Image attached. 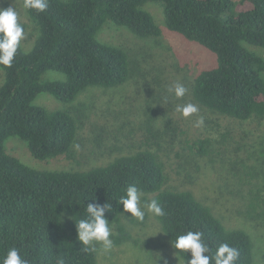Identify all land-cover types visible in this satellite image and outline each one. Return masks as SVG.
<instances>
[{
  "label": "trees",
  "instance_id": "16d2710c",
  "mask_svg": "<svg viewBox=\"0 0 264 264\" xmlns=\"http://www.w3.org/2000/svg\"><path fill=\"white\" fill-rule=\"evenodd\" d=\"M148 1L163 2L169 30L217 56V66L196 76L195 100L238 120L264 117V0H49L42 13L26 9L40 35L28 52L21 43L11 67L0 65L5 74L0 85V257L15 246L30 264H58L61 259L64 264H99L97 252L86 251L79 242L74 219L86 214V204L109 201L113 212L106 217L119 222L123 205L117 201L136 184L164 206L167 215L156 218L171 240L188 230L202 231L213 251L227 242L239 251L236 264H255L250 234L227 228L193 191L165 188L166 165L151 150L82 171L38 170L6 151V140L18 136L39 160L73 157L79 135L74 116L34 101L48 92L68 103L89 86L123 85L130 76L128 54L96 35L111 20L140 38L160 37L162 29L144 8ZM49 70L64 73L66 79L43 81ZM210 143L200 139L191 147L204 157L211 154ZM222 151L229 171L244 178L236 172L242 158L239 146L231 141ZM182 257L186 260L187 254Z\"/></svg>",
  "mask_w": 264,
  "mask_h": 264
},
{
  "label": "rangeland",
  "instance_id": "374dc122",
  "mask_svg": "<svg viewBox=\"0 0 264 264\" xmlns=\"http://www.w3.org/2000/svg\"><path fill=\"white\" fill-rule=\"evenodd\" d=\"M13 5L20 12L25 28L21 43L28 52L40 31L23 8V0H0V8ZM144 8L162 29L160 37L140 38L111 20L96 35L99 41L118 46L128 54L130 76L123 85L89 86L68 103L48 92L40 93L34 101L50 111L68 110L74 116L79 135L73 157L39 160L31 154L27 141L18 136L6 140V151L38 170L82 171L121 155L151 150L166 165L169 181L165 188L193 191L212 206L227 228L246 230L253 240L255 264H264V117L243 121L200 105L193 95L194 81L202 70L217 66L216 54L169 30L162 1H148ZM247 46L262 53L258 46ZM4 76L0 67V85ZM57 79L64 80L66 75L49 70L42 76L43 81ZM176 82L189 89L179 100L167 91ZM188 102L196 104L200 111L184 118L175 108ZM199 116L204 117V125L197 128ZM207 138L211 140V154L203 157L191 145ZM231 141L240 148L239 163L244 164H238L236 172L244 178L229 171L225 162L222 149ZM153 198V193L142 197L145 202ZM130 215L122 214L119 222L109 221L114 247L106 253L97 245L98 263L157 264L160 259L158 264H179L177 250L160 221L146 216L141 223ZM63 218L65 222L71 219L67 213Z\"/></svg>",
  "mask_w": 264,
  "mask_h": 264
},
{
  "label": "clouds",
  "instance_id": "9594fccd",
  "mask_svg": "<svg viewBox=\"0 0 264 264\" xmlns=\"http://www.w3.org/2000/svg\"><path fill=\"white\" fill-rule=\"evenodd\" d=\"M48 3L49 0H23V8L42 13L48 8ZM24 38L25 28L20 21V12L17 8L14 5L0 8V65L12 66ZM167 91L179 100L185 97L189 89L184 84L176 82L169 86ZM175 111L184 118H188L198 114L200 110L196 104L188 102L183 105L178 104ZM203 125L204 117L199 116L195 127L199 128ZM143 195V191L136 184L129 185L125 194L117 201L119 205H123L122 213L125 215L130 213L132 218L141 223L145 221L146 216L164 217L167 215L164 206L157 199H149L145 202L142 199ZM93 201H96V198H93ZM85 211L86 214L79 220L72 217L75 220L79 242L86 251L95 252L97 251L96 246L99 245L104 252H110L114 247V241L111 238L112 224L106 217V213L113 212L112 204L109 201L104 204L98 201L88 203ZM161 232L163 231L158 233ZM171 244L177 250L175 256L179 264H236L239 258L238 249L227 242L219 244L213 251L202 231L188 230L180 233L175 240L172 239ZM189 252L191 253L190 258H188ZM182 254H187L186 260L182 258ZM0 264H30V262L19 248L12 246L0 257ZM58 264H64V261L58 260Z\"/></svg>",
  "mask_w": 264,
  "mask_h": 264
}]
</instances>
